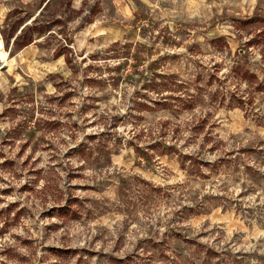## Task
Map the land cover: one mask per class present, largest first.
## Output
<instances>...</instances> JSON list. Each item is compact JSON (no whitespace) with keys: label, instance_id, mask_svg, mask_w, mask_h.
Returning <instances> with one entry per match:
<instances>
[{"label":"rangeland","instance_id":"obj_1","mask_svg":"<svg viewBox=\"0 0 264 264\" xmlns=\"http://www.w3.org/2000/svg\"><path fill=\"white\" fill-rule=\"evenodd\" d=\"M0 38V264H264V0H0Z\"/></svg>","mask_w":264,"mask_h":264},{"label":"built area","instance_id":"obj_2","mask_svg":"<svg viewBox=\"0 0 264 264\" xmlns=\"http://www.w3.org/2000/svg\"><path fill=\"white\" fill-rule=\"evenodd\" d=\"M4 50H5V44L2 38H0V51H4ZM1 68H2V63H0V69Z\"/></svg>","mask_w":264,"mask_h":264},{"label":"crops","instance_id":"obj_3","mask_svg":"<svg viewBox=\"0 0 264 264\" xmlns=\"http://www.w3.org/2000/svg\"><path fill=\"white\" fill-rule=\"evenodd\" d=\"M125 14V16H127V14L126 13H124Z\"/></svg>","mask_w":264,"mask_h":264}]
</instances>
